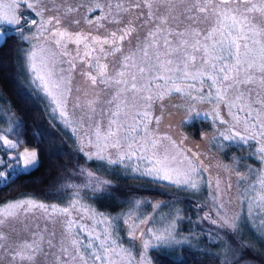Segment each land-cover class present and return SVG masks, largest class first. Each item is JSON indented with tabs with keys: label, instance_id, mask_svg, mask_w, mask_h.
Wrapping results in <instances>:
<instances>
[{
	"label": "snow or ice",
	"instance_id": "snow-or-ice-1",
	"mask_svg": "<svg viewBox=\"0 0 264 264\" xmlns=\"http://www.w3.org/2000/svg\"><path fill=\"white\" fill-rule=\"evenodd\" d=\"M21 5L26 12L19 11ZM63 5L64 0L52 7L45 0H0V28L5 29L0 32V41L7 43L9 31L21 33L17 43L27 41L30 45L23 56L26 70L32 82L51 98L53 111L59 110L66 123L67 99L73 91L72 74L77 62L90 69L80 72L89 87L96 89L102 85L101 90H112L110 98L103 102L99 95L87 91L73 97L78 120L83 122L78 126L91 129V135L86 133L87 143L95 151L85 154L88 159L94 156L109 164L130 167L142 176L166 182L181 191L211 188L215 212L201 219L237 232L241 214L229 207L233 202L230 195L233 185L226 183L221 189L219 177L213 182L205 175L208 168L199 159L200 153L182 147V142L160 132V116H155L152 108L155 104L163 108V101L173 93L187 100L186 111H193L197 103L213 104L212 113L204 115L213 116L214 124L225 126L218 137L241 144L256 141L257 158L264 165V0H131L127 7L117 2L115 15L113 5L109 4V13L102 19L111 17L110 22L121 24V13L140 10L136 16L140 23L129 19L105 37L73 33L60 27L61 15L78 12L82 7L86 17L98 9L103 11L99 0H81L61 12ZM29 12L31 16L27 15ZM46 12L54 14L45 16ZM201 24L207 27H200ZM141 27L148 28L142 37L138 33ZM41 37L44 43L40 42ZM49 43L54 47H47ZM69 43L76 48L69 51ZM117 53H120L118 63L110 67L108 56ZM101 103L108 107L98 109ZM221 105L228 119L221 115ZM22 128L21 121H14L7 133L0 130V183L5 185L8 181L4 170L9 165L13 167L8 179L27 174L37 165V153L26 146ZM214 144L222 147L216 138ZM109 149L116 150L117 159L105 154ZM249 172H253L250 178L236 170L235 195L247 208L246 217H261L264 230V169ZM86 175L88 182L84 187L93 192L109 184L91 171ZM36 207L48 211L44 204L31 199L0 207V257L7 256L9 264H34L41 254L51 257L50 264H135L131 253L117 242L112 221L101 214L92 224L81 223L72 217L75 202L66 208L52 207V213L65 217L59 234L51 231L46 237L45 227L35 230L29 240L13 241L5 229L16 223L29 227L20 217ZM179 218L178 214L170 217L168 227L162 231L149 229L142 243L144 252L149 247L181 243L174 236V220ZM146 219L129 226L128 235L132 239L136 238L134 227ZM247 247L236 242L231 249L232 259L226 264H248ZM139 264L149 262L142 255Z\"/></svg>",
	"mask_w": 264,
	"mask_h": 264
},
{
	"label": "rangeland",
	"instance_id": "rangeland-1",
	"mask_svg": "<svg viewBox=\"0 0 264 264\" xmlns=\"http://www.w3.org/2000/svg\"><path fill=\"white\" fill-rule=\"evenodd\" d=\"M80 2L81 0H64V5L60 11L63 12L64 8L68 5L75 6ZM117 2H121L127 7L131 3V0H99V3L103 6V11L98 9L96 12L88 14L86 17L85 9L82 7L78 12L69 15H61L60 27L67 28L68 31L73 33L83 32L90 33L92 37H105L109 32L119 29L122 24L129 19H132L137 24L140 23V21L136 19L137 13L140 10L121 13V24L110 22L111 17L108 20L102 19V16L109 13V4L113 5L112 15H115L116 9L114 5ZM45 3H47L49 7H52L53 3L57 5L60 4V0H45ZM19 11L26 12L23 5H21ZM53 14V12H46L45 16ZM27 15L31 16V13L29 12ZM93 17L96 19L92 23H87V20L93 19ZM74 20H79L80 23H74ZM200 27H207V25L201 24ZM147 30V27H141L138 29V33L142 37ZM0 32L2 31L0 30ZM45 35H47V33H45ZM1 42L2 41H0V43ZM40 42L44 43L43 37L40 38ZM125 45H127V41H125ZM46 46L54 47V45L50 43ZM29 47L30 45L27 41H22V45L19 49L21 70H24V79L30 89L42 101L50 120L59 127L74 148L81 152L87 160L101 162L111 170H113V168L116 169L120 174V178L144 188V194L130 196L122 211L108 214L107 212L97 209L95 206L97 202L104 205L106 203V198L99 194L94 195L93 193L88 196L86 188H82L88 182V177L86 175L88 170H86L85 173H77L74 176V180L77 183L75 190L62 192L54 198L47 200L24 194L0 204V207H4L9 202L31 199L35 201L36 204H44L48 209L46 212L38 207L32 208L26 215L21 216L20 220L29 227H21L19 223H16L6 228L5 230L11 233V239L13 241L19 242L29 240L33 238V232L35 230L44 229L45 227H47V231L44 232L46 237L51 231H56L57 234H59L62 230L61 221H63L65 217L52 213L51 209L53 206L57 208H66L70 203L75 202L76 208L72 209V217L81 223L92 224L101 214L112 221V230L117 242L131 253L135 264H139L142 255L146 257L149 264H154L150 253L151 250L164 253L174 251V253L176 252L175 254H177L182 245H190L194 248L220 253L225 259L230 257L228 260L231 261V249L236 242H241L248 246L245 249L246 255L247 252L250 253L251 251L252 255L248 256V264H264V230H262L260 223L261 217L258 215H253L250 219L246 217L244 213L247 211V208L242 203V200L237 199L235 195V186L238 179L235 175L236 170H240L246 177L250 178L253 172H249V169L254 171L264 169V165H262L261 161L257 158L259 153L255 151L258 147L256 141H249L247 144H241L238 141H226L219 138L218 132L225 131V126L218 123L214 124L213 116L204 115L205 113H212L214 105L211 103H197L193 111H186L188 105L187 100L173 93L165 98L163 101V108H161L160 104L153 105V114L155 116H160V123L158 125L159 131L167 133L178 142H182V147L200 153L199 159L203 162V165L208 168L205 175L210 176L213 182L219 177L221 180V189L225 188L226 183H231L233 185L232 193L230 194L233 198V202L229 207L241 214V226L237 232L218 228L217 226L211 225L208 221L201 219L203 215L215 212L212 199L213 189L202 186L201 189L196 192L191 190L181 191L179 188L168 185L166 182L153 181L147 176H142L130 167L119 164H109L107 161L98 160L94 156L92 159H88L85 154L95 151V148L87 143L86 133L87 135H91V129L87 126H78L83 122L78 120V110L73 107V97L87 91L90 95H99L103 102L110 98L112 90H101L103 89L102 85H98L96 89L89 87L86 83V78L80 75V72L82 69H90H85L83 64L77 62L76 71L72 74L73 91L67 99L66 123L65 119L59 115V110L53 111L55 105L51 98L47 97L41 89L32 82L31 74L25 68L23 56L24 51L28 50ZM67 47L69 51L76 48V46L71 43H69ZM119 57L120 53H117L115 56H108L107 62L110 64V67L118 63ZM64 67H67V65H64ZM77 89H80V92H77ZM100 107H108V105L106 103H101L98 109ZM219 111L225 119H228L225 115L223 105L220 106ZM197 113H200V115L197 116ZM195 123L205 124V127L200 131L199 137H195L194 135L195 131L193 126ZM12 124L13 121L10 114L3 109L0 110V130L7 133L8 127ZM185 137L186 139H184ZM214 138L218 140L222 147L214 144ZM262 143H264V141H262ZM28 149L30 151L34 150L37 153V150L34 148ZM105 154L111 159L118 158L116 150L114 149H109ZM12 167V165H9L7 169L12 170ZM5 171L6 168L4 170V176L6 177ZM136 201L139 203H135ZM165 205H168V207H165ZM129 214H131V219L129 218ZM177 214L180 218L174 220L176 225L174 236L175 239L181 241V243L170 246L161 245L159 247H149L145 253L142 248V243L143 240L148 237L149 229L162 231L163 228L168 227L170 223L169 218L175 217ZM143 218H147L146 222L138 223V225L134 227L133 231L136 238L132 239L128 235L129 226ZM125 220L128 221L127 224L124 223ZM186 222L190 224L187 226V224H184ZM184 225L185 227H183ZM226 232L228 233L227 235H225ZM140 233L144 235L141 236ZM209 233L213 235H209ZM230 240L232 241L230 242ZM46 247L45 245V248ZM50 261V256L41 254L36 258L34 264H50ZM0 264H9L7 256L0 257Z\"/></svg>",
	"mask_w": 264,
	"mask_h": 264
},
{
	"label": "trees",
	"instance_id": "trees-1",
	"mask_svg": "<svg viewBox=\"0 0 264 264\" xmlns=\"http://www.w3.org/2000/svg\"><path fill=\"white\" fill-rule=\"evenodd\" d=\"M7 28V27H5ZM3 32L5 29L0 28ZM20 33L8 32L7 43H0V110H5L12 121L23 123L22 132L28 148L38 153V163L27 174L12 175L6 168L7 184L0 183V204L20 195L29 194L41 199H51L56 195L73 190L76 186L74 176L79 169L93 172L101 179L109 181L99 192L86 188V192L101 195L106 203L97 202V209L108 214L122 211L126 201L135 194H144V188L120 178L119 172L107 168L101 162L87 160L76 150L65 134L48 117L42 101L30 89L25 81L24 70H21L19 49L22 42L17 43ZM194 135L199 137L205 124H194ZM186 211V209H185ZM184 224H190L186 222ZM185 227V225L183 226ZM229 240V239H228ZM232 240H230L231 242ZM178 251V250H177ZM154 264H226L230 262L222 254L182 245L177 254L174 251L164 253L151 250ZM174 253V254H173ZM247 252V257L251 256Z\"/></svg>",
	"mask_w": 264,
	"mask_h": 264
}]
</instances>
